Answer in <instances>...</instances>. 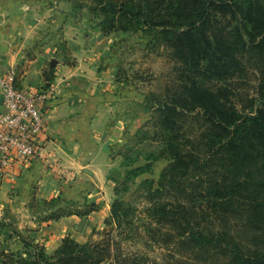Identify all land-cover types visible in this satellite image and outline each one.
<instances>
[{"label": "trees", "instance_id": "trees-1", "mask_svg": "<svg viewBox=\"0 0 264 264\" xmlns=\"http://www.w3.org/2000/svg\"><path fill=\"white\" fill-rule=\"evenodd\" d=\"M67 1L77 12L88 9L105 34L142 31L173 64L161 94L145 99L157 153L126 176L128 191L154 161L170 160L134 192L150 203L147 233L168 246L155 264H207L208 245L222 240L204 233L206 223L238 238L231 248L238 264H264V0ZM53 71L45 73L48 82ZM132 202L116 198L99 238L97 231L86 242L66 237L53 254L15 228L24 250L0 241L2 264H144V254L120 251L139 234ZM39 205L50 212L43 219L98 210L93 203L63 207L60 198Z\"/></svg>", "mask_w": 264, "mask_h": 264}, {"label": "crops", "instance_id": "crops-1", "mask_svg": "<svg viewBox=\"0 0 264 264\" xmlns=\"http://www.w3.org/2000/svg\"><path fill=\"white\" fill-rule=\"evenodd\" d=\"M94 21L88 9L77 12L67 0H0V73L16 68L22 73V86L53 89L45 106L44 155L18 163L8 174L2 175L0 169V221L8 225L4 210L14 211L10 224L48 254L66 237L85 242L99 232L116 197L108 175L112 147L123 135L126 117L116 112V102L111 101L117 66L102 71L92 67L93 51L103 49L110 37ZM63 40L78 57L74 66L60 57ZM48 70H54L51 82L45 76ZM54 198H63V204L93 203L98 210L34 220L31 209Z\"/></svg>", "mask_w": 264, "mask_h": 264}, {"label": "rangeland", "instance_id": "rangeland-1", "mask_svg": "<svg viewBox=\"0 0 264 264\" xmlns=\"http://www.w3.org/2000/svg\"><path fill=\"white\" fill-rule=\"evenodd\" d=\"M95 26L98 27L96 22ZM149 40L142 31L110 33V37L103 42L105 47L93 51L92 57L95 60L92 62V67L97 71H102L107 69L109 65L117 66V84L113 88V99L111 98V101L116 102V112L124 118L126 117L123 135L120 141L112 147L113 166L108 179L112 182L114 188H120V193H116L114 200L118 197H122L125 201L133 199L131 204L136 211V215L133 216L134 226L138 227L139 234L123 240L120 251L125 254L140 252L145 255L144 264H155V261H161L162 257L165 256L168 246L160 236H153L150 232L147 233L145 228L147 212L145 209L150 203L138 197L137 194L134 195V192L146 179H157L170 160L159 158L154 161L151 171L149 170L129 182L127 184L129 190L126 191L128 170L139 165H145L150 158L153 159L151 154L157 153V147L160 144V140H153L155 125L151 122V119L154 122V118L152 112L146 109L145 99L152 94L160 95L166 83L174 75L173 64L167 60L166 48L163 46L152 47L148 45ZM60 57L64 63L70 66H74L78 59L77 56L73 55L72 50L68 48L64 40L60 42ZM82 59L85 62L86 57H82ZM87 62L90 63V61ZM193 138L197 140V137L192 136L191 139ZM72 202L74 201H65L62 205L66 207ZM46 209L43 206L40 208L33 207L31 211L34 220L43 218L47 213H50L48 209L46 212ZM4 216L8 217V225L0 227V241L3 247L23 251L24 244L21 241H16L18 237L14 232L15 226L10 224V221L15 219L14 211L5 209ZM0 224L4 223L1 221ZM202 227L204 233L211 238L222 240L221 246H215L214 243L208 245L210 247L208 248L207 264H238V258L231 249L232 242L238 238H228L220 235L217 227L210 223H206ZM105 228L106 225L99 232H102ZM99 232L96 233L95 239L99 238ZM246 242L248 241L244 240V243ZM248 244L247 247H251L249 242L246 245ZM196 261V264H204L201 259H196ZM0 264H2L1 256Z\"/></svg>", "mask_w": 264, "mask_h": 264}, {"label": "built area", "instance_id": "built-area-1", "mask_svg": "<svg viewBox=\"0 0 264 264\" xmlns=\"http://www.w3.org/2000/svg\"><path fill=\"white\" fill-rule=\"evenodd\" d=\"M21 77L16 68L0 73L2 175L18 167V163L27 164L42 157L48 139L45 106L53 96V89L22 86Z\"/></svg>", "mask_w": 264, "mask_h": 264}]
</instances>
